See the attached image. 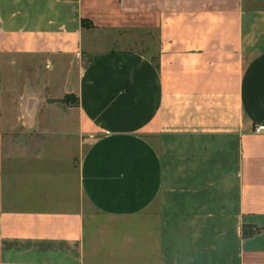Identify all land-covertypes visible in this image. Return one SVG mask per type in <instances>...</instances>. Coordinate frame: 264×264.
Segmentation results:
<instances>
[{
    "label": "crops",
    "instance_id": "1",
    "mask_svg": "<svg viewBox=\"0 0 264 264\" xmlns=\"http://www.w3.org/2000/svg\"><path fill=\"white\" fill-rule=\"evenodd\" d=\"M260 124L264 0H0V264H264Z\"/></svg>",
    "mask_w": 264,
    "mask_h": 264
},
{
    "label": "rangeland",
    "instance_id": "2",
    "mask_svg": "<svg viewBox=\"0 0 264 264\" xmlns=\"http://www.w3.org/2000/svg\"><path fill=\"white\" fill-rule=\"evenodd\" d=\"M107 33V34H106ZM107 38L108 44L103 45V38ZM100 42L97 49L91 51L88 58L92 57L93 54L100 52L104 48H111L115 47H124V48H137L142 50L143 52H149L150 54L154 55L153 57L156 58L157 51H158V37L155 31L152 32H144L142 30H128L127 32L122 31H114V32H105L100 33ZM85 60H87V54H85ZM157 59V58H156ZM4 93H5V105L7 108V69L5 68V80H4ZM255 225V224H250ZM257 226V225H255ZM259 228L258 232L264 230V228L257 226Z\"/></svg>",
    "mask_w": 264,
    "mask_h": 264
},
{
    "label": "trees",
    "instance_id": "3",
    "mask_svg": "<svg viewBox=\"0 0 264 264\" xmlns=\"http://www.w3.org/2000/svg\"><path fill=\"white\" fill-rule=\"evenodd\" d=\"M83 26L90 27L93 26V23L89 20L83 19L82 20ZM63 101L69 102L71 104L76 105L78 103V98L73 94H67L65 97L62 98ZM259 231V228L255 225L250 224H244L242 228V234L243 236H253Z\"/></svg>",
    "mask_w": 264,
    "mask_h": 264
},
{
    "label": "built area",
    "instance_id": "4",
    "mask_svg": "<svg viewBox=\"0 0 264 264\" xmlns=\"http://www.w3.org/2000/svg\"><path fill=\"white\" fill-rule=\"evenodd\" d=\"M255 130H256V131L264 130V125H263V124L258 125V126L255 128Z\"/></svg>",
    "mask_w": 264,
    "mask_h": 264
}]
</instances>
